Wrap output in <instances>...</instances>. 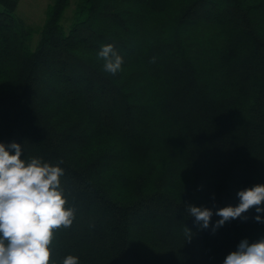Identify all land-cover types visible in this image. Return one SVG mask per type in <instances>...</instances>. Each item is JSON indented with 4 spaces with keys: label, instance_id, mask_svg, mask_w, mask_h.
Wrapping results in <instances>:
<instances>
[{
    "label": "trees",
    "instance_id": "16d2710c",
    "mask_svg": "<svg viewBox=\"0 0 264 264\" xmlns=\"http://www.w3.org/2000/svg\"><path fill=\"white\" fill-rule=\"evenodd\" d=\"M19 2L0 0V143L64 169L50 264H223L264 237L255 208L215 233L187 211L264 184V0H79L68 30L55 0L35 48Z\"/></svg>",
    "mask_w": 264,
    "mask_h": 264
},
{
    "label": "clouds",
    "instance_id": "9594fccd",
    "mask_svg": "<svg viewBox=\"0 0 264 264\" xmlns=\"http://www.w3.org/2000/svg\"><path fill=\"white\" fill-rule=\"evenodd\" d=\"M97 58L103 61L104 72L116 75L122 71L124 58L113 44L102 45ZM22 152L18 143H0V264H50L54 230L70 227L75 210L65 207L60 179L64 169L41 158L26 161ZM237 196L235 207H222L214 213L208 207L189 205L187 211L203 229L209 227L214 214L220 217L212 226L213 233L232 219L246 220L243 214L253 208L264 212V184L239 190ZM255 220L264 222L260 215ZM185 231L190 239V229L185 227ZM63 264H78V258L67 256ZM223 264H264V237L252 243L241 240Z\"/></svg>",
    "mask_w": 264,
    "mask_h": 264
},
{
    "label": "rangeland",
    "instance_id": "374dc122",
    "mask_svg": "<svg viewBox=\"0 0 264 264\" xmlns=\"http://www.w3.org/2000/svg\"><path fill=\"white\" fill-rule=\"evenodd\" d=\"M79 0H71L70 6L64 13L63 25L68 30ZM55 0H20L16 14L26 25L34 30L32 48L40 40L41 32L46 21L47 10Z\"/></svg>",
    "mask_w": 264,
    "mask_h": 264
}]
</instances>
